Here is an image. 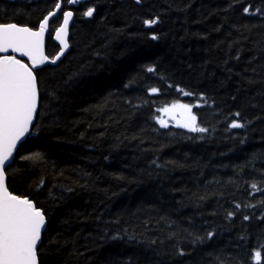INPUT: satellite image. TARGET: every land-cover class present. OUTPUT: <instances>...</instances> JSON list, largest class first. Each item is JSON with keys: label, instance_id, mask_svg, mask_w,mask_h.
Wrapping results in <instances>:
<instances>
[{"label": "trees", "instance_id": "obj_1", "mask_svg": "<svg viewBox=\"0 0 264 264\" xmlns=\"http://www.w3.org/2000/svg\"><path fill=\"white\" fill-rule=\"evenodd\" d=\"M54 2L0 0V22L36 28ZM150 18L158 23L145 27ZM74 19L69 51L38 70L40 128L8 169L9 189L48 214L41 264H254L264 250V0H91ZM55 48L49 34L46 51ZM176 100L197 104L208 131L156 124V109ZM232 119L244 127L228 128ZM36 150L43 162L20 161Z\"/></svg>", "mask_w": 264, "mask_h": 264}, {"label": "snow or ice", "instance_id": "obj_2", "mask_svg": "<svg viewBox=\"0 0 264 264\" xmlns=\"http://www.w3.org/2000/svg\"><path fill=\"white\" fill-rule=\"evenodd\" d=\"M78 2L79 0H66L68 5H77ZM135 3L139 5L141 0H135ZM62 9L63 0H55L53 7L43 15L38 22V28L35 29L16 22H0V264H41L40 250L44 233L48 229V214L29 196L12 192L7 184V177L8 169L15 162L20 147L27 142L28 137L34 134V127L37 130L40 128V125L36 123L42 99L38 70L43 65H56L69 48L67 37L74 12L63 10V18L55 27L53 37L59 42V51L51 57L45 53L44 40L50 28V19L56 17ZM94 11V7H88L82 15L90 18ZM250 12V7L243 8L244 14H250ZM157 23L158 18L143 20L145 27H151ZM150 38L157 40L158 36L153 34ZM21 57H26L27 60ZM146 70L150 73L154 72L151 66H148ZM158 91L153 87L149 89V94H156ZM177 91L184 96L192 95L178 86ZM48 95L54 96V92H49ZM200 99L205 98L201 95ZM192 108L191 104H183L176 100L156 111L173 113L174 110H179L181 118L176 121L175 126L192 133L207 132V128L199 125L198 117L193 113ZM234 115L239 117L240 113L237 112ZM154 119L161 128H168L167 121L159 117ZM243 127L244 124L237 119H232L228 124V128L231 129ZM260 157L264 158V153H261ZM19 159L36 166L43 162L44 153L39 150L28 151L20 155ZM251 187L256 189L257 185L254 183ZM248 206L251 207V205ZM235 207L239 209L241 205L236 204ZM234 214L229 211L227 217L232 218ZM248 219L249 217L245 215L244 220ZM189 235L192 234L189 233ZM213 236L212 231L206 233L208 239ZM118 238V236L112 237V239ZM203 239L196 236L193 242H202ZM55 242L53 238L51 243ZM262 251L264 250L252 252L251 258L254 264H261ZM178 253L184 254L181 250H178Z\"/></svg>", "mask_w": 264, "mask_h": 264}, {"label": "water", "instance_id": "obj_3", "mask_svg": "<svg viewBox=\"0 0 264 264\" xmlns=\"http://www.w3.org/2000/svg\"><path fill=\"white\" fill-rule=\"evenodd\" d=\"M79 1H86V0H79ZM51 19H52V18H51ZM51 19H50V20H51ZM73 19H74V16H73V18H72L71 21H70V24H69V30H70V26H71V23H72ZM54 35H55V32H54ZM54 35H53V37H54ZM67 39H69V35H68ZM53 40H54V42H55L56 44L59 45V42H58L57 40H55L54 38H53ZM45 41H46V35H45V40H44V47H45ZM68 42H69V41H68ZM69 49H70V44H69V48L66 50L65 54L69 51ZM63 57H64V56H62L61 59H62ZM21 58L27 60L26 57H21ZM61 59H60V60H61ZM60 60H59V61H60ZM59 61H58V62H59ZM58 62H57V63H58ZM49 65H50V64H49ZM51 66H54V65H51Z\"/></svg>", "mask_w": 264, "mask_h": 264}, {"label": "flooded vegetation", "instance_id": "obj_4", "mask_svg": "<svg viewBox=\"0 0 264 264\" xmlns=\"http://www.w3.org/2000/svg\"><path fill=\"white\" fill-rule=\"evenodd\" d=\"M71 40V39H70ZM53 43V42H52ZM56 47V46H55Z\"/></svg>", "mask_w": 264, "mask_h": 264}]
</instances>
